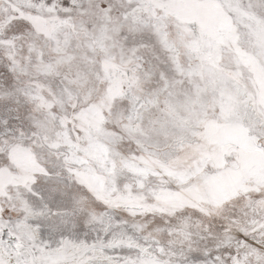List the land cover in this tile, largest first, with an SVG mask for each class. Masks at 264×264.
Returning <instances> with one entry per match:
<instances>
[{
  "label": "snow or ice",
  "instance_id": "obj_1",
  "mask_svg": "<svg viewBox=\"0 0 264 264\" xmlns=\"http://www.w3.org/2000/svg\"><path fill=\"white\" fill-rule=\"evenodd\" d=\"M0 264H264V0H0Z\"/></svg>",
  "mask_w": 264,
  "mask_h": 264
}]
</instances>
